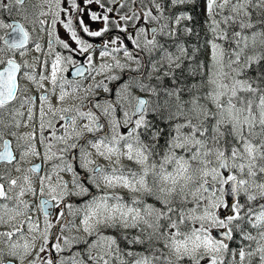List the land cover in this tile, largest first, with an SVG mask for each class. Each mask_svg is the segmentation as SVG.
<instances>
[{
  "label": "snow or ice",
  "instance_id": "snow-or-ice-1",
  "mask_svg": "<svg viewBox=\"0 0 264 264\" xmlns=\"http://www.w3.org/2000/svg\"><path fill=\"white\" fill-rule=\"evenodd\" d=\"M49 11L53 17L52 28L48 31L49 55L53 49V33L59 21L71 34V40L77 47L55 37V43L68 50V55L55 52V59L51 62L49 76L41 73L39 80L34 74V65L21 64L15 58L8 56L19 50L24 56L29 44L30 31L24 24L13 19L6 23L0 17V139L5 135L16 137L17 148H23L20 160L29 155L39 156L35 146V131L23 136L11 129L19 128L21 121L16 117L24 115L20 111L24 104L34 105L35 97L18 96V92H26L18 85V73L22 68H32L33 71H24L23 77L43 87L44 80H50L52 93H55L59 84L58 99L62 102L70 95L66 86H71L72 93L77 92L79 81H73L64 76L69 67L75 68L77 77H83L85 72L96 70L90 50L92 43L82 39L73 27L71 9L77 11L78 27L88 37H103L110 31L109 25L124 33V37L116 36L102 41L104 50L100 57L112 56L113 53L123 50L128 60H135L138 73L129 82L124 83L117 92L118 100L127 101V105L106 102L102 109L111 128V136L102 135L93 140H87L83 131H77V120L86 118L87 124L83 129L87 133H99L105 128L100 123V117L91 108L82 110V106L58 108L53 111L47 91L39 96L40 113V142L44 144V162L52 160L57 152L52 151V142H49L46 130H51V141L62 143L58 149L60 163L52 166V173L56 174V182H52V175L45 173L40 176L39 192L42 197L38 205L44 215V228L41 230L39 221L26 217L24 221L14 223L17 217L25 216L29 205L22 199L26 193L36 194L32 181L27 174L15 179H8L0 173V181L7 179L5 184L0 183V224L11 223V231L0 232V240L7 238L8 256L13 257L8 264L19 260L22 264L26 256L35 252L29 264H111L115 256L118 264H253V258H259V264H264V19L253 21L249 7L259 9L264 15V0H207V14L210 20L208 25L211 34L207 44L210 47L209 62L207 65L199 62L191 75L200 76L197 83L180 85L175 70L181 69L184 59L191 60L187 49L180 43L176 44L178 54L168 51L159 44L156 35L163 33L167 25L152 29V38L144 27L137 28L132 24L133 32H129L128 23L141 19L138 10L131 14L125 13L117 18H110L109 13L114 8H105L107 0H83L91 6L96 4L102 12L91 11L89 19L92 22L101 21L103 27L92 30L80 18L87 14L88 9L78 5L77 0H70V8H61V0H46ZM117 0H111L116 3ZM154 2V0H153ZM189 0H170L171 5H184ZM24 0H0V12H6L11 18L13 10L23 13ZM155 8L163 14L164 5L155 3ZM123 7V5H121ZM229 10L225 16L224 10ZM219 10V11H217ZM61 12L68 13L67 22L60 19ZM40 15H47L41 12ZM217 15L220 19H217ZM144 20L156 21L158 17L151 10L142 13ZM27 19V16H25ZM191 19L190 15L181 12L175 16L174 24L177 28L181 21ZM119 21H124L121 25ZM41 30L45 21H39ZM223 25L224 27H221ZM239 30L230 31L233 26ZM255 29L254 31H252ZM184 31L191 33L190 28ZM176 37V28L165 33ZM128 39L136 49L146 51L149 56L157 50L162 52L160 61L149 60L148 65H142L124 44ZM143 40V45L141 44ZM219 41V42H218ZM35 50L41 51L40 43H35ZM86 55L83 64L73 58V54ZM167 61L168 70L163 75L154 76L160 71V65ZM84 65H87L85 67ZM47 68V60L44 61ZM113 65L103 63L98 71L103 72ZM115 66L126 68L128 65L115 61ZM147 71L148 81L145 83L144 72ZM255 73L252 75L251 73ZM165 77H172L171 85H163ZM206 77V78H205ZM109 80H118L119 77L109 76ZM93 86H89L91 90ZM95 87H103L105 92L111 89L99 81ZM139 88L142 92L150 94L154 100L142 98L132 94V89ZM188 99H183L184 95ZM134 101V103H133ZM19 107H16V104ZM91 103V101H89ZM83 104V100H82ZM47 105V111L45 110ZM96 108L101 105L97 103ZM118 108H123V119L118 120ZM128 108H131L129 112ZM48 112L53 116L60 114V119L67 121L61 125L63 134L58 135L52 119H45ZM11 119L5 120V116ZM28 121L33 119V108L28 110ZM157 119H149V116ZM135 117V119H134ZM164 124L165 127H161ZM126 129L122 134L120 129ZM165 132L167 133L165 136ZM72 137L77 140L83 138L97 155L111 160L116 157L115 164L105 168L96 164L91 153L77 142H69ZM164 139V144L160 141ZM121 142L123 149L121 150ZM11 141L4 140L3 151H0V161L12 164L16 157L10 149ZM70 150L79 152L80 167L89 175L85 177L90 181L88 186L80 179L71 163L64 160ZM126 157L140 166L139 171H133L120 165V158ZM42 164H36L22 170L17 163L16 170L25 173H38ZM60 171L73 174L72 183L75 191L70 192L68 182L59 176ZM23 180V184L18 181ZM126 189L130 194L127 197L115 191L101 189ZM100 191L99 195L92 192V187ZM17 188L19 189L17 191ZM9 192L14 193L9 195ZM69 195L89 196L83 208L72 209L67 205L68 211L75 215L83 212L81 224L88 236L95 238L89 243L81 238H69L53 232L54 225L49 216L55 215L62 223L65 216V197ZM243 195L244 202L240 197ZM151 201V202H149ZM12 206L9 207V203ZM50 209H59L58 213ZM7 217V219L5 218ZM27 224L31 240L23 236V224ZM67 225H65L66 227ZM247 226V227H245ZM60 227V224L56 225ZM74 227V225H73ZM116 230L117 235L105 234V230ZM256 231V235L251 230ZM128 230H138L139 235H129ZM61 233L63 227H60ZM20 235L24 243L12 242L14 235ZM39 238L40 247L37 249L36 241ZM50 239L55 241L50 245ZM120 240L129 245H148L144 251H122ZM162 243L163 248L153 246V242ZM86 243L83 250L87 260L81 252H74L71 256H61L54 260L48 253L52 248L57 253H63L73 243ZM232 242L239 244V261L237 262V249L230 248ZM247 242V243H245ZM255 244V247L252 245ZM63 245V246H62ZM167 250L166 252L164 250ZM44 255H41V254ZM5 253L0 250V264H3ZM132 257L131 261L124 257ZM231 259L226 261V257Z\"/></svg>",
  "mask_w": 264,
  "mask_h": 264
},
{
  "label": "flooded vegetation",
  "instance_id": "flooded-vegetation-1",
  "mask_svg": "<svg viewBox=\"0 0 264 264\" xmlns=\"http://www.w3.org/2000/svg\"><path fill=\"white\" fill-rule=\"evenodd\" d=\"M77 3L79 6L84 7L86 9H88V13L87 14H81L80 18L85 19V22L90 26V28L92 30H98L99 28L103 27V23L101 21H97V22H92L89 17H90V13L91 11H97V12H102L103 10L99 8L98 5L93 4L91 6L83 3V0H77ZM155 3H160L164 5V9H163V14H161V12L159 10H157L155 8ZM187 4H192V2H188ZM184 4V5H187ZM121 5H123V7H121ZM184 5H176L173 6L170 3V0H117L116 3H111V0H107V2H105V8L107 7H112L114 8V12L109 13L110 18H117L120 15H123L125 13L131 14L133 10H138V12L141 14V19L140 20H135V21H131L128 23L127 27L129 32H133L134 35V31L132 29V24H135L137 28L139 27H144L148 33V38L151 39L152 38V29L160 26L163 27L165 25H167L166 28H164V32L163 33H157L156 35V39L158 41L159 44L163 45L166 49L168 48V43L169 41L172 40H176V44H180L182 43L185 48L187 49V54L188 56L192 57L191 60L188 59H184V62L186 63H191V62H196L199 63L200 59H201V50L197 49L196 46L194 45V48H191L188 45V42H186L184 39L185 37H190L192 36H196L197 35V31H193L195 30V26H197L198 24H201L202 26V33L205 35L204 37L207 39L206 36V32H205V14L202 12L201 13V17L199 15L196 14V16H194L191 11L189 9H185ZM23 9L24 12L23 13H19L17 12L15 9L13 10V14L12 17L9 18L6 12H0V17L5 19L6 23H12L13 19H15L16 21H18L21 24H24L26 26V28L30 31V36L33 39L29 40V44L26 45L27 51L25 53L24 56H20L19 54V50L14 52V53H8V56L15 58L17 60V62L21 63V64H27V65H34V74L37 77V80H39V76L41 75V73L45 76H49L50 72H51V62L52 60L55 59V52H60L62 55H68L69 52L68 50L64 49L61 45L56 44L55 43V37H59L60 39L64 40L65 42L69 43L71 47L75 48L77 47L75 44V41L71 40L70 36L71 34L68 32L67 29H65L63 27V25L58 21L56 26H55V31L53 33V51L52 54L49 55V48H48V40H49V36H48V31L51 30L52 28V15L51 12L49 11V5L46 2V0H24V4H23ZM61 8H70V0H61ZM172 9V10H170ZM151 10L152 14L158 17V20L156 21H150V20H144L142 13L145 11ZM41 12L47 13V15H40ZM181 12H184L186 15H190L191 19H185L181 21L180 26L177 28V26L174 24V19L175 16ZM71 15L73 16V27L76 29L77 34L84 40H86L89 43H92L94 45V48L91 51L92 56H93V64L95 66L94 71H92L91 73L89 72H85L83 77H77L75 74V68L70 66L69 67V71L64 73V76L68 79H71L73 81H79V86L83 85V83L85 82H89L91 86H93L91 88V90H95L93 93H89L86 92V94L82 95L79 99V101H81V106L86 109L87 106L89 108L92 109V111H94L96 113L97 116L100 117L99 122L103 123L105 125V128L102 129V131H100L99 133H88L87 137H91V138H96L102 135H110L111 134V128L110 125L108 123L109 121V117L104 115L102 109L104 107H106V102L111 101L114 102V105L117 104L119 102L118 97H117V92L119 91L117 88L118 86L121 87L125 82L123 81V79H125V77L130 74L133 76L138 75V73L132 71L133 69H136V63L135 60H128L127 57L124 56L123 50L114 53V56H105V57H100L99 53L100 51L104 50L102 47V41L107 40L109 38H114L116 36H121L124 37V33H122L120 30L115 29L114 27H112V25L110 24V31L108 33H106L103 37H88L87 34L83 33L82 30L78 27V21L76 19L77 17V11L76 9H71ZM25 16H27V19H25ZM67 16L68 13L65 12H61V17L60 19L64 20L65 22H67ZM45 21L44 25H43V30H41V25L39 23V21ZM121 23V25H124V21H119ZM176 28L177 30V36L176 37H171L166 35L165 33L171 31L172 29ZM184 28H190L192 31L191 33H187L184 31ZM0 34H2V32H0ZM189 34V35H188ZM35 43H40L41 45V51L37 52L35 50ZM124 44L125 46L128 48L129 51H131L134 55V57L136 59H139L141 61L142 65H148L149 60H155V61H160L162 52L160 50H157L155 52H153L151 54V56H149V54L146 51H143L141 49H136L135 45H133L128 39H124ZM141 44L143 45V41L141 39ZM207 41H205L203 48H202V52L204 53V55L206 56L207 54ZM73 58L77 61H79L81 64L84 63V61L86 60V55H80L78 53L73 54ZM47 60V68H45L44 66V61ZM119 60L121 64H126L128 65V67L126 68H119L115 66V61ZM167 61H164V63H166ZM103 63H107V64H111L113 65L110 69L109 73H106L105 70L103 72H99V66ZM204 63L207 64L208 60L205 58ZM85 67H87V65H84ZM164 66V67H163ZM185 66V65H183ZM190 66V65H188ZM2 67V66H0ZM164 68H166L168 70V65H160V71L158 72H154L153 75H163V72L165 71ZM184 68V67H183ZM183 68L178 70L181 71L180 76L183 77ZM121 70H124V73L121 72ZM150 69H142V71L144 72V82L145 83H153L155 84L156 81H148L147 79V71ZM24 71H29L32 72L33 69L32 68H22L21 72L18 73V85L20 88L22 89H27L26 92H18L17 95L18 96H30V97H35V103L34 105L31 104H24L23 108L20 109L21 112L24 113L23 116L21 117H16V119H19L21 121V125L19 128L13 127L11 130L16 132L18 134V136H22L23 133L21 132V128L22 125H24V118L28 117L27 113L30 107L33 108V120L34 122H31L29 124V127H31L37 134H40V128H39V124H40V113H39V108L41 105V101L39 100V96L41 94H44L46 91L49 95V100L51 102L53 111L55 109L58 108H65V106L61 105L64 103H67L69 101H71L70 99V95H71V86H66V91H68L70 93V95H68L64 101H60L58 99L59 93H60V88H59V84H57L56 89H55V93H52L51 89H52V85L50 83V80H44L43 81V87H38L37 84L35 82H31L29 80H27L26 78L23 77V72ZM110 76H116L119 77L118 80H109L107 79V77ZM177 76V75H176ZM99 81H103L104 84H106L111 91L110 92H105L103 87H95L96 83ZM123 81V82H122ZM163 85H171L173 83L172 81V77H165V79L163 80ZM135 96H140L142 98H146V99H150L153 100L154 97H152L150 94L148 93H144L142 91H138L137 93H134ZM184 99V98H183ZM57 100H59L60 105L57 107L56 102ZM82 100H83V104H82ZM89 101H91V103H89ZM99 103L101 105L100 108H96L95 105ZM134 103V101H133ZM16 107H19V104L17 103L15 105ZM67 106H72L71 104L68 103ZM45 110L47 111V105H45ZM117 114L119 115L120 119H122V113L120 111V108H118L117 110ZM116 114V115H117ZM50 116H53L52 112H48L47 116H46V120L47 119H52L53 123L55 125V127L58 129V132L60 134H63V129L61 128V119L60 118V114H57L53 118H50ZM149 119H151V116L148 117ZM11 119L10 116H5V120H9ZM86 119V118H83ZM135 119V117H134ZM67 123V121L63 120V124ZM62 124V125H63ZM124 131L126 129H124L123 127H121ZM51 130H46L45 135L49 134ZM4 140H9L11 141L9 147L12 150L14 156L16 157V160L12 163V164H7L6 162H0V173L5 174L7 176L8 179H15L16 175L12 174V171H17L16 170V166L17 163L19 164V167L22 169L23 168V162L22 160H20V153L21 151H23V148H17V143H24V141H18L16 137L10 136V135H5L3 137V139H0V151H3L2 148V144ZM77 141V139H76ZM74 141V142H76ZM37 163H32L30 164V167H32L33 165H35ZM42 164V162H41ZM78 172V170H77ZM83 174V172H82ZM89 175L87 172H85V175L83 180L86 181L85 177ZM21 176H23V173L21 174ZM20 176V177H21ZM32 183L34 180H31ZM0 183H4L5 184V189L7 190V179L6 180H2L0 181ZM87 184L88 180H87ZM10 193V192H9ZM124 196H127L126 194H124ZM46 199L47 197H41V199ZM39 200V203H40ZM74 199L70 198V197H65V207L63 209V211L65 212V216L62 218V223L64 220H66L65 223H61L60 221L57 220L56 225L60 224V227H63L68 224L69 222V215L67 213V202L68 201H72ZM77 201V200H74ZM6 201H4L2 198H0V203H5ZM10 205H12V202H7ZM32 206H31V210H32ZM50 211L53 212H57L59 211V209H50ZM55 215L49 216V218L53 219L55 218ZM7 219V217H5ZM26 219V217L24 216H20L17 217V220L14 223H17V226L19 225V222L24 221ZM11 223L9 224H0V232H5L7 231L8 227H11ZM25 224V223H24ZM23 224V236H28L29 232L27 229V226H24ZM55 228H53V232H55L57 235L61 234L60 231V227L54 226ZM14 237H16V239L22 243H24V239L20 238V235H14ZM7 240V238L5 237L4 239L0 240V247L3 246V241ZM51 240V239H50ZM52 241L50 242V245L52 244ZM55 241H53L54 243ZM40 244V240L39 238L36 241V245ZM3 250V252L5 253V255L3 256V264H8L9 260H13L14 258L11 256L7 255V252L9 251H5L4 248L0 249ZM131 250V249H130ZM35 256V253L33 252L31 255L26 256L25 259L23 260L22 264H29V261L33 259V257ZM50 256L54 259L57 260V252L52 248L50 250ZM129 257H126V259H128ZM116 259V258H115ZM58 261V260H57ZM117 261V260H116ZM14 264H21V262L19 260H14Z\"/></svg>",
  "mask_w": 264,
  "mask_h": 264
},
{
  "label": "rangeland",
  "instance_id": "rangeland-1",
  "mask_svg": "<svg viewBox=\"0 0 264 264\" xmlns=\"http://www.w3.org/2000/svg\"><path fill=\"white\" fill-rule=\"evenodd\" d=\"M189 1L192 2V4H195L196 6H198V8L201 9V11L205 14V23L204 24H205V32H206L207 39L204 37L205 35L203 33H201L202 34L203 41L205 42L208 39H210V36H211V34L209 32V28H208V25L210 23V20H209L208 14H207V0H189ZM219 2H221V0H217V3H219ZM233 2H235V0H233ZM170 10H172V9H170ZM217 11H219V10H217ZM252 13H254V12H252ZM223 14L225 16L229 15V10L228 9H225ZM216 18L217 19H220V16L217 15ZM221 27H224V26L221 25ZM233 28L234 29H231L230 31H233V30L235 31L236 28H237L236 30H239L238 29V26H235L234 25ZM201 29H202V27H200V30ZM254 30L255 29H253L252 31H254ZM167 50L170 51V52H172L173 54H178L175 45L169 46V48H167ZM206 52H207V54H206L205 58L209 62L210 47H209L208 44H207V51ZM114 55L115 54L113 53L112 56H114ZM162 64L166 65L167 62L166 63L163 62ZM197 64L198 63H196V62L186 63V62L183 61V64H182L181 68L185 67L183 65H190L189 76H191L192 69H194ZM110 70L111 69H105V72L106 73H109ZM164 70L167 71L166 68H164ZM178 70H180V69H178ZM178 70H175V74L177 75V77H179V81H180V85L181 86H184L186 84L187 85L193 84V83H190V82H184V81H182L184 78L180 76L181 71H178ZM121 72L124 73V70H121ZM132 77H134V76L128 74L125 77V79H123V81L125 83L126 82H129L132 79ZM193 78H197V80H194L195 83H197L201 79L200 76H195ZM89 86H90V83L89 82H85V83H83V85L79 86L77 92L72 93V90H71V95H70L71 101H69L67 103H64V104H61V105L65 106V108L66 107H69V106H67L68 103L71 104L72 106H78V105L81 106V101H79L80 97L83 94L85 95L86 92H88V94H89V93H93L95 91V90L88 91L89 90ZM117 89L119 90L120 87L118 86ZM139 90H140L139 88L132 89V94L134 95V93H137ZM183 98H185V97H183ZM185 99H188V96L187 95H186V98ZM59 102L60 101L57 100V102H56L57 107L60 105ZM120 103H122L125 106L127 105V101H123V102L119 101L117 104H120ZM88 109H89L88 106H87L86 109H84L82 107V110H84V111H87ZM128 110H129V112H131V108H128ZM120 111L122 113V119H123V108H120ZM50 118H53L54 119L53 116H50ZM116 118L118 120H121L122 121V119H120V117H119L118 114L116 115ZM151 119H152V116H151ZM23 120H24V125H22L21 132L20 133H23V135H24L26 133L33 132L34 130L31 127H29V124L31 122H34V120L32 119L31 121H28V117L24 118ZM61 121H62V123H61V125H62L63 124V120H61ZM87 123H88V120L87 119L81 118V119H78L77 120V125H76V130L77 131H83L85 136H87L88 133L83 129V125L84 124H87ZM160 126L161 127H163V126L165 127L164 124H160ZM120 131H121L122 134H126V130L124 131L121 128ZM57 134L60 135L59 132H57ZM46 136H48L49 142H52V145H53L52 151L53 152H57V156L54 157L50 161L44 162L43 157H44L45 147H44V144H42L40 142V134H37L36 133V138H35L34 143H35L36 149L40 153V155L39 156L29 155L25 160H22V162H23L22 163L23 164L22 170L28 169V168H30V164H32V163H38V162H42V165H43L42 170L40 172H38V173H25L24 171H14V172L12 171V174L16 175V178L17 177H20L21 174L23 173V175L24 174H27L30 177L31 180H34L33 183H32V185H33V188L36 190V194L33 195L32 193H26L22 197V199L25 200L28 203V205H29V208H28V210H27V212H26V214H25L24 217H31L33 220H38L41 230H43V228H44V215H43V212H41L39 210V207H38L39 200L42 197L41 194H40V192H39V185H40L39 177L45 175V173H48V174H51L52 175V182L53 183L56 182V174H53L52 173V166L54 164L60 163L58 149L61 148V147H63V144L62 143H56V142L51 141V136L49 134H47ZM108 136L110 137L111 134L108 135ZM96 138H99V137H96ZM76 139L77 138L72 137L69 142L70 143L71 142H74V141H76ZM93 139L94 138L87 137V140H93ZM76 142L79 143V144H81V146H83L86 149V151H88L89 153H91V157L90 158L93 161H95L96 164L103 165L105 168H109L110 166L119 167V165H116L115 164L116 157H112L111 160H106L104 157H101V156L97 155L95 149L91 148L90 144L86 140H84L83 138L77 140ZM120 147H121V150L124 151V149H123V142H121V146ZM73 157H74L75 160L72 159ZM64 160H66L67 162H69V163L72 164L74 170L78 174L77 175V179H80L82 182L85 183L86 186H88L90 184V181H88L89 184H87V180L86 181L83 180V174H82V172L83 171L84 172H87V171L85 169H83V168L80 167L79 152L77 150H70L64 156ZM120 165H123L125 168H130L133 171H139V168H140L139 165H137L133 161H129L126 157H121L120 158ZM77 170H78V172H77ZM59 176L62 177L65 181L68 182V187H69V191L70 192H74L76 190L75 189V186L72 183L73 174L71 172L60 171L59 172ZM18 183L23 184L24 182H23V180H20V181H18ZM101 189L102 190H105V191H115V192H117V193H119L121 195H124V194L130 195L127 192V190L126 189H123V188L104 189V186H103L102 183H101ZM18 190L19 189L17 188V191ZM91 190L96 195H99L100 194V191L97 190L94 186L92 187ZM13 194L14 193H12V192L9 193V195H13ZM67 197H70V198H72L74 200H77V201L72 200V201H68L67 202V205H71L73 210L83 208L85 202L88 199H90L89 196H83V197H81V196H76V195H69ZM240 201H241V203L244 202L243 195L240 197ZM149 202H151V201H149ZM11 206L12 205L9 204V207H11ZM31 206L33 208L32 210H31ZM67 213H68L70 219H69V222H68L67 226L66 227L64 226L63 232L60 235L67 236L69 238H81L82 240H86V241H88L90 243L95 237L94 236H88V234L83 229V226L81 224V221L83 219V212L82 211H78V212H76L75 215H72L68 211V207H67ZM49 221L54 226H56V223H57V218L56 217L53 218V219L49 218ZM65 222H66V220L63 221V223H65ZM73 225H74V227H73ZM24 226H27V224L25 223ZM11 230H12L11 227H8L7 231H11ZM105 234L117 235V234H114V233H111V232H107L106 230H105ZM128 234L129 235H139V232H138V230H128ZM32 235H33L32 233H29L28 236H25L24 238H26L28 240H31V236ZM6 241L7 240L3 241V246H1L0 249L4 248L5 251H8L9 250V247H8V243ZM12 242H19L20 244H23L22 242L18 241L16 239V237H14V236L12 237ZM50 242H51V240H50ZM52 243H53V241H52ZM120 246H121V244H120ZM153 246H157V244H154V242H153ZM36 247L38 249L40 247V244L39 245H36ZM86 247H87V244L86 243H83V242H81V243H73L70 248H65V251L63 253H57V256H58L57 257V260H59V258L61 256H65V257L71 256L74 252H81L82 257L85 260H87V256L83 252V250ZM252 247H255V244H253ZM161 248H163V245L161 246ZM128 250H130L129 247H127L126 251H128ZM135 251H136V249H135ZM164 251L166 252L167 250L165 249ZM41 255H44V254L42 253ZM48 255H50V252L48 253ZM126 257L127 256H125L124 259H126ZM236 258H239V250H237V256H236ZM132 259H133L132 257H129L127 260L131 261ZM89 264H91V262H89ZM111 264H118V261H116L115 256L112 257ZM245 264H247V260L245 261ZM253 264H259V258H258V256L253 258Z\"/></svg>",
  "mask_w": 264,
  "mask_h": 264
},
{
  "label": "trees",
  "instance_id": "trees-1",
  "mask_svg": "<svg viewBox=\"0 0 264 264\" xmlns=\"http://www.w3.org/2000/svg\"><path fill=\"white\" fill-rule=\"evenodd\" d=\"M184 7H185V9H189L190 11H191V13L194 15V16H196V14L197 15H199L200 17H201V13H202V11H201V9H198V6H196L195 4H187V5H184ZM197 9V10H196ZM258 10L259 9H256V8H252V7H249V9H248V11L249 12H251V14H252V19H253V21H257V20H260V19H264V15H258L257 14V12H258ZM252 12H254V13H252ZM197 17V16H196ZM200 27H202L201 26V24H198L197 26H195V30H193V31H197V35L196 36H193V34H192V36H190V37H185V41L186 42H188V45L191 47V48H194V45L196 46V48L197 49H200L201 50V54H200V56H201V59H200V61L199 62H203L204 63V60H205V55H204V53L202 52V48H203V45H204V41H203V38H202V30H200ZM232 29H234L233 27H232ZM237 29V28H236ZM235 29V30H236ZM234 31V30H233ZM201 35V36H200ZM188 38V39H187ZM192 38V41L191 40H189V39H191ZM202 41V42H201ZM173 45H176V40H172V41H169V43H168V48H169V46H173ZM205 65H207V64H205ZM260 68L261 69H264V64H262L261 66H260ZM182 69V68H181ZM183 71H184V73H183V80L182 81H184V82H190V83H194L195 81L194 80H197V78H193V76L191 75V76H189L188 74H189V71H190V66H188V65H185V67L183 68ZM252 75H255V73L253 72V73H251ZM170 78V77H169ZM183 97H185L186 98V95H184ZM184 98V99H185ZM152 119L153 120H156L157 119V117L156 116H154V115H152ZM164 127V126H163ZM162 127V128H163ZM166 132H165V136H166ZM160 143H161V145H163L164 144V139H161V141H160ZM128 196V195H127ZM127 196H125V197H127ZM245 227H247V226H245ZM249 230H251V229H249ZM107 232H111V233H114V234H117V232H116V230H112V229H107L106 230ZM252 231V234L253 235H256V231L255 230H251ZM245 243H247V242H245ZM120 244H121V249H122V251H125L126 252V249H127V247H129L131 250H133V251H135V249H136V251H144L145 250V248H147L148 247V245L147 244H145V245H143V246H138V245H129V244H127V243H125L123 240H121L120 241ZM154 244H157V246H154V247H158V248H161V246H162V243H158V242H155L154 241ZM230 248H236L237 250H239V244H238V242H232L231 244H230ZM228 259H231V257L230 256H228V257H226V261L228 260ZM236 260H237V262L239 261V258H236Z\"/></svg>",
  "mask_w": 264,
  "mask_h": 264
},
{
  "label": "bare ground",
  "instance_id": "bare-ground-1",
  "mask_svg": "<svg viewBox=\"0 0 264 264\" xmlns=\"http://www.w3.org/2000/svg\"><path fill=\"white\" fill-rule=\"evenodd\" d=\"M198 9H199V8H198ZM196 10H197V9H196ZM257 14H258V15H260V16L262 15L260 10H258ZM188 35H189V34H188ZM200 36H201V35H200ZM188 37H189V36H188ZM187 39H188V38H187ZM189 40H191V41H192V38H191V39H189ZM188 75H189V74H188ZM194 83H195V82H194Z\"/></svg>",
  "mask_w": 264,
  "mask_h": 264
},
{
  "label": "water",
  "instance_id": "water-1",
  "mask_svg": "<svg viewBox=\"0 0 264 264\" xmlns=\"http://www.w3.org/2000/svg\"><path fill=\"white\" fill-rule=\"evenodd\" d=\"M72 159L75 160L74 157H73ZM0 162H2V161H0ZM37 164H41V163L39 162V163H37ZM35 165H36V164H35ZM83 174L85 175V173H83ZM44 199H45V198H44Z\"/></svg>",
  "mask_w": 264,
  "mask_h": 264
}]
</instances>
